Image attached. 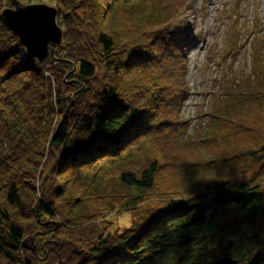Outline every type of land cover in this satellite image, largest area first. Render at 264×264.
<instances>
[{
  "label": "trees",
  "instance_id": "trees-1",
  "mask_svg": "<svg viewBox=\"0 0 264 264\" xmlns=\"http://www.w3.org/2000/svg\"><path fill=\"white\" fill-rule=\"evenodd\" d=\"M51 3L62 44L31 62L0 0V264H264L260 49L197 139L174 0Z\"/></svg>",
  "mask_w": 264,
  "mask_h": 264
},
{
  "label": "rangeland",
  "instance_id": "rangeland-1",
  "mask_svg": "<svg viewBox=\"0 0 264 264\" xmlns=\"http://www.w3.org/2000/svg\"><path fill=\"white\" fill-rule=\"evenodd\" d=\"M174 2L178 6L177 23L187 20L190 30L197 36L188 53L187 79L191 91L184 101L182 114L190 120L189 131L198 139L203 138L201 133L198 134L202 123L206 122L205 129L213 104L217 102L219 91H222L214 87L220 75L223 78L229 72L232 79H245L249 72H246V68L252 63L257 48L260 49L261 64L264 65V0ZM41 3L54 5L51 0ZM111 219L123 228L131 224L129 213L120 217L112 215ZM257 230L264 235V207Z\"/></svg>",
  "mask_w": 264,
  "mask_h": 264
},
{
  "label": "water",
  "instance_id": "water-1",
  "mask_svg": "<svg viewBox=\"0 0 264 264\" xmlns=\"http://www.w3.org/2000/svg\"><path fill=\"white\" fill-rule=\"evenodd\" d=\"M14 1V8L5 7L1 11V19L6 26L19 37L21 44L26 49L28 59L42 61L50 53L54 55L55 46L63 41V29L57 19L56 6L46 3H24ZM57 156L51 168L45 174L43 184L55 168ZM44 189H42V192ZM214 264H236L231 257H224Z\"/></svg>",
  "mask_w": 264,
  "mask_h": 264
}]
</instances>
